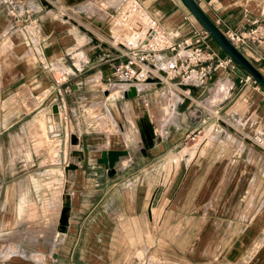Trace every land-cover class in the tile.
Segmentation results:
<instances>
[{
  "label": "crops",
  "instance_id": "0c3cea01",
  "mask_svg": "<svg viewBox=\"0 0 264 264\" xmlns=\"http://www.w3.org/2000/svg\"><path fill=\"white\" fill-rule=\"evenodd\" d=\"M86 1L80 7L89 10L103 0H0L1 85H8V78L13 76L18 87L33 88L41 96L42 88L52 83L55 72L64 66L62 59L89 40L74 54L79 59L74 61L72 57L75 72H61L67 81L72 80V92L65 96L67 103L62 107L65 126L70 125L74 131L67 134H76L77 149L83 157L65 192L71 205L65 209L62 234L49 239V244L35 251V258L30 260L25 248L4 256L3 247L0 264L235 263L225 254H206L204 248L212 247L214 240L208 244L204 236L219 229L264 231V148L250 140L256 130H264V89L240 83L247 74L235 64L233 69L227 66L214 70L197 87L188 81L181 86L150 83L141 91L138 85L135 97L123 98L127 86L112 72L108 59L91 62L108 52V47L93 56L86 54L100 43L107 44V37L116 42L134 38V33L119 13L111 17V23L107 18L94 15L90 20L86 16L99 31L100 35L94 37L77 22L80 16L75 18L79 14L74 11L76 6ZM136 1L174 44L191 41L204 30L181 0ZM194 2L222 33L245 36L254 30V39L245 40L236 49L264 78V0ZM107 3L116 4V12L122 6L121 0ZM199 46L217 50L218 58L226 57L208 34L199 38ZM6 49H10L7 55ZM113 49L116 56L109 60L118 56ZM172 56L171 52L163 54ZM31 71L35 74L29 78L27 73ZM112 82L123 86L116 97L109 94ZM163 88L168 91L161 94ZM170 90L177 98L172 104L171 99L167 101ZM144 92L150 95H141ZM47 97L40 98V105ZM159 99L164 100L165 109L161 118H155L154 128L144 113ZM147 125L153 126L154 135L149 134L150 142L143 143ZM208 135H212L206 150L209 156L185 159L186 151H196L201 144L198 139L204 141ZM187 136H193L192 140ZM109 150L126 152L114 162L112 171L96 162L101 151ZM207 189L208 217L200 201L199 210L186 208L195 206L192 201L201 200ZM171 216L176 221L170 222ZM153 221L159 222L160 231L182 232L173 239L154 238ZM14 222L6 223L12 226ZM117 231L126 232L121 244L115 238ZM196 231L200 234L194 237ZM77 233L81 237L75 238ZM252 262L258 264L257 260Z\"/></svg>",
  "mask_w": 264,
  "mask_h": 264
},
{
  "label": "rangeland",
  "instance_id": "374dc122",
  "mask_svg": "<svg viewBox=\"0 0 264 264\" xmlns=\"http://www.w3.org/2000/svg\"><path fill=\"white\" fill-rule=\"evenodd\" d=\"M86 3L88 1L76 6L75 9L77 10L74 11L79 12V14H75V18L80 16L77 22L92 32L95 37L100 35L98 34L99 31L94 27L92 21L87 20V18L89 17L90 19V17H94L95 15L97 16L95 18H107L106 21L111 23L113 19L111 17H117L119 11L116 12V4L109 5L107 0H103L101 3L95 2V6H92L89 10L84 6L80 7ZM82 17L85 19L83 20ZM86 38L88 39L87 36ZM80 39L85 40V37H80ZM88 42L89 40H86L84 43L79 44L72 54L62 59L61 63L64 64L67 70L61 65L60 70L55 72L53 80L58 78L61 72L65 71V74L75 72L71 68L73 63L72 57H75L74 54L80 49H84L82 45ZM106 42H108L107 39ZM116 42L122 43L123 40ZM107 44L109 51L104 55L93 58L91 62L103 61L106 58L108 59L106 63L112 64L113 60L109 59L116 56V52L113 49L114 43L109 41ZM9 50L6 49L5 52H7L4 53L7 55ZM184 54L181 52L177 61ZM75 58L74 61L79 59L77 56ZM34 74L33 71L27 73L29 78ZM4 83L0 84V250L5 247L6 249L2 252V255L6 256L11 251L17 252V248H25L26 258L30 260V258H35V251H39L40 247L44 249L43 246L49 244V239L55 238L56 234V237L60 238L62 234L59 222L61 212L63 208L67 210L71 205L67 199L68 197L65 196V192L71 181L67 177V170L68 168L73 170L78 169L82 164L80 162L83 161V157L81 158L82 153L77 149L78 140L76 134H67V132L74 133V131L72 132L70 125L65 126L66 117L62 109L63 105L65 106L67 103L65 96L67 97L72 92L70 87L72 80L67 81L59 87L50 82L47 85L48 87L42 88L43 94L41 96L38 93L35 94L33 88L24 87V85L18 87V82L13 79V76L8 78V85H4ZM112 83L109 94L111 97H116L123 86H117L120 82ZM142 88V86H139V91ZM63 89H66L65 93L62 91ZM172 90L174 91L176 88H172ZM166 91L168 89L163 88L160 92L162 94ZM173 91L170 90V95H167V101L170 102L169 99H171V104L176 98ZM14 93L18 94V97L13 95ZM45 94L48 97L40 105L39 100ZM145 94L150 95V92H144L141 95ZM50 97L52 98V103L47 104ZM154 105V107H152L153 105H149V112L144 113V116L148 117L155 128V118H161L164 113L165 102L163 99H159ZM67 127H69L68 131ZM203 137L205 138L204 135ZM210 137L212 135H208L204 141H201V138H199L197 143L201 144L198 145L196 151L187 150L185 159L208 157L210 152L206 150L211 141ZM71 138L75 139L74 145L70 144ZM224 153L225 151L221 152L220 156L222 157ZM79 158L81 159L79 160ZM73 159L75 160L74 166H69ZM207 192L208 189L205 195H202L201 200L192 201L194 205L197 203L195 206L186 208L199 210L200 201L208 217L210 207H208L209 194ZM186 202L190 203L191 199H187ZM20 211L21 215L18 217V212ZM193 214L195 213H191V215ZM153 217L155 219L156 214ZM186 217H189L188 213ZM159 218L160 216H158V221ZM8 220L15 222L12 226H9L6 223ZM158 221H153L152 223L154 238L173 239L181 234L182 231L175 229L158 230ZM171 221H176L173 219V216L170 218ZM81 233L80 235L77 233L75 238L81 237ZM124 233L126 232H115V238L120 240V244L125 238ZM198 233L200 234V232L196 231L192 235L195 237L199 235ZM263 236L264 231L262 230L225 231L219 229L218 231H207L204 238L208 240V244H211L212 240H214V243L212 247L204 248L205 253L211 255L218 252L219 255H228V257L233 258V262H235L233 264H251L252 260H257L258 264H264ZM247 238H249V241ZM120 248L122 249V247ZM116 249H118V246ZM28 264L31 263L28 261Z\"/></svg>",
  "mask_w": 264,
  "mask_h": 264
},
{
  "label": "built area",
  "instance_id": "2783aa9c",
  "mask_svg": "<svg viewBox=\"0 0 264 264\" xmlns=\"http://www.w3.org/2000/svg\"><path fill=\"white\" fill-rule=\"evenodd\" d=\"M131 16L132 24L130 31L134 38L123 40L122 43H114L118 56L111 64V70L116 74L118 80L129 87L135 85L146 87L150 83L174 84L188 81L193 87L202 84L216 69L230 67L233 69L235 63L228 58H218L217 50L209 47L201 48L199 38L207 36L205 30L196 34L191 41H183L174 44L168 35L151 18L144 8L136 0H121ZM119 13V12H118ZM117 13V14H118ZM122 19L126 17L120 14ZM228 42L236 48L245 40L254 39V30H249L245 36L240 33H223ZM165 52H171L172 57H163ZM184 52L183 58L176 60L175 56ZM67 82L65 74H61L53 81L56 87ZM240 83L248 84L258 89V84L248 75H245ZM64 93L66 89L62 90ZM192 140L193 136H187ZM251 142L264 148V130H256L250 137Z\"/></svg>",
  "mask_w": 264,
  "mask_h": 264
},
{
  "label": "water",
  "instance_id": "95a60500",
  "mask_svg": "<svg viewBox=\"0 0 264 264\" xmlns=\"http://www.w3.org/2000/svg\"><path fill=\"white\" fill-rule=\"evenodd\" d=\"M189 13L196 19L201 27L206 31L209 37L219 47V49L230 58L239 68H241L248 76H250L258 85L264 89V78L257 72L247 60L239 53V51L227 41L224 34L214 26V24L201 12L194 0H181ZM135 89L129 87L127 91L123 92V98L135 97ZM144 136L147 143L150 142V137L147 131H144ZM71 145H74L75 139L71 138ZM126 155L125 151H101L96 162L103 165L107 171L113 170L114 162L120 157ZM65 221V219H64ZM63 221V224H64ZM62 224V226H63Z\"/></svg>",
  "mask_w": 264,
  "mask_h": 264
},
{
  "label": "bare ground",
  "instance_id": "6f19581e",
  "mask_svg": "<svg viewBox=\"0 0 264 264\" xmlns=\"http://www.w3.org/2000/svg\"><path fill=\"white\" fill-rule=\"evenodd\" d=\"M119 15L120 14H122L123 16H125L126 18L124 19V21H125V23L126 24H128L130 27H131V24H132V20H131V16H130V13H129V11L125 8V7H120L119 8ZM101 35H104V34H101ZM106 35V34H105ZM107 39H109L108 37H107ZM132 39V38H131ZM123 40H127V39H123ZM109 41L110 42H112V43H115V41L113 40V39H109ZM108 41V42H109ZM98 43L96 42V41H93V45L94 46H96ZM114 45V44H113ZM98 46V45H97ZM104 46H106V47H108V44H103V43H101L98 47H96L95 49H94V51H92V50H90V51H88L87 53L88 54H86L87 56H93V55H96V54H98V53H100L101 51H102V49L104 48ZM93 47V46H92ZM181 53V52H180ZM137 86L138 85H135V88L137 89ZM147 127H148V135L150 134H152V135H154V128H153V126H151V127H149V125H147ZM151 132V133H150ZM145 137V136H144ZM143 143H147V140H146V138H143ZM70 166H74L73 165V163L72 164H70ZM68 179L69 180H71L72 179V176H73V174H74V170L73 169H71V168H68ZM68 180V181H69ZM68 186V185H67ZM65 216H66V210L63 208L62 209V212H61V216H60V230L62 229V224H63V221H64V219H65ZM61 232V231H60Z\"/></svg>",
  "mask_w": 264,
  "mask_h": 264
}]
</instances>
